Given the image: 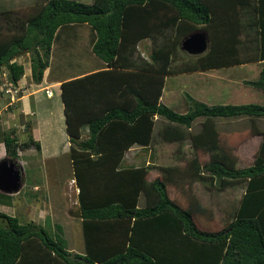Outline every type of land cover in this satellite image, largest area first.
Segmentation results:
<instances>
[{
  "label": "trees",
  "instance_id": "16d2710c",
  "mask_svg": "<svg viewBox=\"0 0 264 264\" xmlns=\"http://www.w3.org/2000/svg\"><path fill=\"white\" fill-rule=\"evenodd\" d=\"M226 3L238 5V10L249 8L254 16L245 25L254 27L257 52L253 58L262 64L256 79L244 83L260 89L264 97V0H44L33 4L21 31H0V68H5L13 87L23 73L14 56L23 50L34 52L30 79L38 83L56 29L64 25L87 24L94 36L90 51L104 65L60 85L78 187L83 252H69L61 226L55 223L51 232L46 228L48 217L43 225L31 220L22 223L0 211V264H264V128L251 163L238 167L237 156L220 139L214 122L264 117V102L207 104L186 95L189 106L183 112L160 102L164 78L172 69L171 55L192 31L207 32L209 47L202 56L188 57L184 66L173 67L179 73L243 60H221L236 56L244 45L243 24L235 11L230 13L232 18L223 14ZM169 29L168 41L150 53L151 61L133 67L129 57L135 45ZM156 120V135L163 142L189 140L194 155L174 166L177 175L186 176L185 183L208 180L216 190L236 184L245 187L222 228L200 225V207L193 196V200L186 197L191 207L169 196L166 186L174 169L157 166L165 177L148 181L143 164H120L131 145L146 149ZM195 120L200 122L193 130ZM83 125L85 137L77 140ZM255 129L252 123L249 132ZM14 137L5 134L2 143L7 156L18 158L20 145ZM28 144L38 149L31 137L22 146ZM197 153L207 154L206 159L200 160ZM141 193L144 204L138 206Z\"/></svg>",
  "mask_w": 264,
  "mask_h": 264
},
{
  "label": "rangeland",
  "instance_id": "374dc122",
  "mask_svg": "<svg viewBox=\"0 0 264 264\" xmlns=\"http://www.w3.org/2000/svg\"><path fill=\"white\" fill-rule=\"evenodd\" d=\"M44 0H0V29L5 33L7 31H18L24 16L28 14L29 10L32 11L34 5ZM83 3H90L92 0H75ZM219 6V5H218ZM231 4H225L223 14L229 15L230 18L234 15H230L232 11H235V18L246 19L253 14L248 11L247 17L245 18L244 9L238 10V5L235 7ZM225 12V13H224ZM232 16V17H231ZM195 31L204 32L202 29ZM192 31V32H195ZM191 32V33H192ZM251 31L248 32V35ZM171 31L165 30L164 33L158 34L153 37H148L140 40L133 48L129 57L133 63V67L141 66L145 62H150V53L166 44L167 38ZM247 34V33H246ZM188 35V34H187ZM186 35V36H187ZM246 36V39H240L245 45L239 49L236 56H224L221 58L222 63L232 61L233 59H243L246 57H253V53L257 50L254 48V39L252 36ZM93 33L87 24H69L61 26L56 29L50 46L49 61L47 80H61L67 75H74L82 73V71L89 70L92 66L102 68L104 65L98 58H96L90 51L92 44ZM183 36L181 39H183ZM181 41V40H180ZM208 43V40H207ZM208 49L205 46V50L197 55H188L180 49L178 44V50L171 55V63L169 68L171 72L165 76L164 86L162 88V94L160 96V102L166 104L177 112L185 111L189 102L185 96L189 95L191 98L210 104V103H229V104H240V103H256L261 104L264 102V97L261 91L252 86L246 85L245 80L255 79L257 76L256 70L258 65L250 66H238L230 65L219 69H203L189 72L179 73V71L173 69L176 66H184V62L188 61V57L202 56ZM248 50L250 51L248 53ZM33 51L23 50L16 54L12 60L23 66V72L25 73L22 81H17L16 92L14 95L5 93L4 90L9 86L7 80V73L4 67L0 68V141L2 142L3 136H15L20 145L17 149L20 152L18 160H21V165L25 169L23 173L26 179V185L24 189L16 194L8 195L0 192V211L10 216H15L20 222H28L31 220L35 224L43 225V219L48 217L49 225L46 226L48 231L53 230L55 223L61 226V233L66 241V248L69 252H82L83 242L80 230L79 220L74 218L71 214L73 209L76 207V191L73 187L72 181V168L68 162V158L60 155L58 159H51L46 163L51 169L42 168L36 163L34 157H38L35 154L27 157L24 155L27 146H22L24 143L29 142L31 135L32 123H36L39 133L45 132V118L43 120L38 119L39 117L31 116L29 113H23L21 110V100L30 98L29 93L34 92L32 89V82H30V57L33 56ZM249 54V55H248ZM252 54V55H250ZM39 55L43 56V53L39 50ZM40 57V58H41ZM11 60V61H12ZM132 81V79H130ZM11 87V83H10ZM51 95L46 97L45 91H40L35 95L39 98L40 105L48 106L54 113L58 112L60 105V95L57 94L58 88H50ZM6 94L8 96H6ZM10 95L13 97L10 99ZM49 95V93H48ZM215 95V96H214ZM8 97V98H7ZM55 101L56 109L53 105L47 102ZM31 108V107H30ZM52 122L57 124L56 116L53 114L50 116ZM44 121V122H42ZM158 121V122H157ZM199 120H195L191 128L196 130L199 126ZM215 126L220 132V139H223L226 144L229 143L232 147L234 154H237V166H247L251 163L255 146L258 141V137L251 135L248 131V122L245 118L241 119H215ZM62 124H64L62 122ZM264 120L258 121L259 128H262ZM159 125V120L155 122V129ZM56 126L54 127V133H57ZM191 129V130H192ZM85 130V127L82 128ZM244 130V131H243ZM82 135L85 136L84 132ZM55 135H53L54 137ZM179 144L166 143L158 139L156 132L154 133V139L151 143V147L141 149L139 146H132L124 154L125 164L134 163H153L154 166L165 165L167 163H181L194 155L188 144V138ZM78 140V139H77ZM31 148L32 146H29ZM5 153V152H4ZM8 158V156L5 154ZM207 157V154H205ZM204 154H198L197 157L200 160H205ZM26 158V160H25ZM57 158V157H56ZM57 160V161H56ZM17 164V163H15ZM43 165V164H41ZM47 169V170H46ZM45 170L47 173H45ZM154 172L158 171L157 168H153ZM153 172V174H154ZM151 174V173H150ZM71 179V180H70ZM37 181L36 197H31L29 193H32V184ZM206 182H191L182 184L181 187L176 188L172 192V196L176 198L178 203L186 206L189 203L186 197L193 200L195 199L196 204L198 202L202 209L198 211V217L202 219V223L205 228L218 229L225 226L229 219V214L232 208L237 204L239 193L241 188L236 186L229 187L224 190H216L215 187L210 186ZM75 185V183H74ZM20 190V189H19ZM237 194V197H235ZM7 197H6V196ZM198 197V199L196 198ZM4 206V207H2ZM69 207V208H68ZM68 213V210H70ZM204 214V215H203Z\"/></svg>",
  "mask_w": 264,
  "mask_h": 264
},
{
  "label": "crops",
  "instance_id": "0c3cea01",
  "mask_svg": "<svg viewBox=\"0 0 264 264\" xmlns=\"http://www.w3.org/2000/svg\"><path fill=\"white\" fill-rule=\"evenodd\" d=\"M33 5V4H32ZM246 7H248V6H246ZM241 10V9H240ZM248 11H249V8H247V9H245L244 10V15H245V18L247 17V15H249L248 14ZM26 16V15H25ZM25 16H24V18H25ZM238 18H239V16H238ZM254 18V16L252 15V17L251 16H249L248 18H247V20L246 19H243L242 21L239 19V21H241V23L243 24V27H242V38L243 39H246V36L248 35V32L249 31H251L250 33H249V35L248 36H252V38L254 39V42H255V40H256V37L253 35L254 34V27H252L251 25H245V23L246 24H248V23H250L251 22V19H253ZM24 21H25V19H24ZM24 21H22V23L24 22ZM197 30V29H196ZM0 31H2L1 29H0ZM18 31H21V28L18 30ZM18 31H16V32H18ZM204 31V30H203ZM15 31H7L6 33H14ZM204 33H206V36H207V32H205L204 31ZM247 33V34H246ZM53 39V38H52ZM207 40H208V43H207V46H208V44H209V39H208V37H207ZM256 43H257V41L255 42V45H253L254 46V48L256 49ZM51 46V45H50ZM244 46H246L245 45V43H244V45L242 46V47H244ZM209 47V46H208ZM247 47V46H246ZM257 50V49H256ZM250 51L248 50V53H249ZM257 52V51H256ZM256 52L255 53H253V57L255 56V54H256ZM49 53H50V50H49ZM92 53V52H91ZM249 55V54H248ZM250 55H252V54H250ZM247 56V55H246ZM246 56H244L243 57V60H241V62L240 63H236V64H233V65H238V66H240V67H242V66H250V65H258L257 66V70H256V73H257V75H258V72L260 71V69H261V64H262V60H254L255 58H251V57H246ZM48 61H49V55H48V60H47V64L44 66V68H43V70H42V73H41V79H40V81L38 82V83H33L32 81H31V79H30V82H32V89H33V91L34 92H32V93H29V95H31V97L29 98H25V99H22L21 100V110H19V111H21V112H23L24 114L25 113H29L31 116H33L34 115V117H39L38 119H41V120H43V117L45 118V122H47V124H46V126H45V132L44 133H39L38 132V128H37V119H36V123L35 124H33L32 123V126H31V135H32V137H31V139L33 140V141H35V142H37L38 143V149H36L32 144H30L29 146H32L31 148H28V146L26 147V149H25V151H27L24 155L26 156V158L27 157H29V156H31V158H33L34 156H32V154H35L36 156H38V157H34V159H35V161H36V163L38 164V165H40V166H43L42 168L44 169V168H48V169H51V167L50 166H47L46 165V163L45 162H47V161H49V160H51V159H58V158H60V157H58L59 155L61 156V157H63V155L65 156V157H67L68 158V162H69V164L71 165V158H70V142H69V139H68V135H67V132H66V127H65V116H64V107H63V104H62V100H61V97L59 98V100H60V105H59V109H58V112L59 113H54V112H52L51 111V109L50 108H48V106H44V104H41L40 105V100L38 101V99L39 98H37V97H35V95H37V93L38 92H40V91H48V92H50V94L49 95H46V97H49L50 95H51V90H50V88H52V87H56V88H58V92H57V94L58 95H60V92H61V90H60V85H61V82H63V81H66V80H71V79H75V78H77V77H80V76H82V75H84V74H87V73H91V72H94V71H96V70H99L100 68H97L96 66L95 67H91L89 70H85V71H82V73H77V74H74V75H67L66 77H64L63 79H61V80H51V79H49V80H47V78H48V75H47V71H48ZM101 62V61H100ZM226 66H230V65H226ZM223 67H225V66H221V67H214V68H210V70H212V69H219V68H223ZM22 68H23V66H22ZM24 71H25V69H23ZM209 70V69H208ZM29 72H30V67H29ZM24 76H25V73L23 72L22 73V75L20 76V78L18 79V81H22L23 79H24ZM30 77V76H29ZM257 77V76H256ZM256 79V78H255ZM253 80V79H252ZM246 85H248V84H246ZM249 86H251V85H249ZM253 87V86H252ZM254 88H256V87H254ZM258 89V88H257ZM260 90V89H259ZM261 91V90H260ZM262 93V92H261ZM61 96V95H60ZM215 96V95H214ZM47 103H49L50 105H53V107L56 109V102L55 101H50V102H47ZM215 103H217V102H215ZM210 104H212V103H210ZM31 107V108H30ZM55 115L56 116V121H57V124H54L53 122H52V119H50V116L51 115ZM237 119H241V118H245L246 120H247V122H248V128L251 126V124L253 123L254 124V126L256 127V129H255V132H253V133H250L251 135H254V136H256V137H258V141H257V143H256V146H255V151L258 149V145H259V141H260V134H259V131L260 130H262L263 128H264V124H263V127L262 128H259V126H258V121L259 120H264V117H259V118H255V119H253V120H250L248 117H236ZM236 118H228L227 120H230V119H236ZM217 119H220V118H217ZM42 122H44V121H42ZM62 122L64 123V124H62ZM198 122H200V121H198ZM57 127L56 128V130H58V132L57 133H54V127ZM159 125H157V128H159L158 127ZM84 127V125L82 126V127H80V132H81V135L79 136V138H78V140H82L85 136H83L82 135V132H84V134H85V130H82V128ZM156 128V129H157ZM154 129H155V126H153V132H152V138H151V141H150V143L147 145V147L146 148H148V147H151V143H152V141H153V139H154V133L157 131V130H155L154 131ZM217 129V128H216ZM244 131V130H243ZM248 131H249V129H248ZM217 132H219L218 131V129H217ZM219 134H220V132H219ZM53 135H55L54 137H53ZM158 137V139L160 140V141H162L160 138H159V136H157ZM163 142V141H162ZM166 143H174V144H177L176 142H166ZM134 145H136V144H134ZM134 145H131L127 150H129L132 146H134ZM73 146L75 147V145L73 144ZM136 146H139V148H141V149H144V147H142V146H140V145H136ZM234 149V148H233ZM232 149V150H233ZM126 150V151H127ZM125 151V152H126ZM254 151V152H255ZM5 151H4V146H3V143L0 141V160L1 161H6V162H12V163H17V164H15V166H18V165H20L21 166V171H22V175H21V179H20V181H21V187H20V190L19 191H21L22 189H24V187H25V185H26V182H25V178H24V175H23V173H25V169L23 168V166L21 165V163H22V161L21 160H18V158H11L10 156H8V158L5 156V153H4ZM125 152H124V154H125ZM236 156H237V154H235ZM20 156V152L18 151V157ZM253 156H254V153H253ZM57 157V158H56ZM26 158H25V160H26ZM124 159V155H123V157H122V159H121V161H120V164L121 165H123V166H133V167H136V166H139V165H144V166H146L147 167V174H146V179L149 181L150 179H152V178H154L155 176H160L161 178H163V177H165V174H164V172H162L157 166H163V167H165V168H172V169H174V166H178V165H181V164H185V162L187 161V159H185L182 163H181V161H179V162H176V163H173L172 164V162L171 163H167V164H165V165H157V166H154L153 165V163L151 162V164L150 163H147V164H144V163H134V164H125L123 161ZM253 159V158H252ZM57 161V160H56ZM237 163V162H236ZM41 164H43V165H41ZM250 164V163H249ZM248 164V165H249ZM152 167L154 168H157L158 169V171H156V172H154L153 170H152ZM71 168H72V166H71ZM178 169V168H177ZM47 170V169H46ZM46 170H45V173H47L46 172ZM71 172H72V181H71V183L73 184V187H74V189H75V191H76V194H77V191H78V187H77V185H76V182H75V179H74V177H73V171L71 170ZM153 172H154V174H153ZM151 173V174H150ZM170 175V178H172V180H171V182H168V184H167V186H166V189H167V192H168V194H169V196L170 197H173L172 195V192H173V190H175L176 188H179V187H181V185L182 184H186L185 183V179L184 178H186V176H179V175H177V171L174 169V170H172V171H170V173H169ZM168 176V175H167ZM71 180V179H70ZM33 182H35L34 184H32V193L30 192L29 193V195L31 196V197H36L37 196V192H36V190H38V188H37V186H36V184H37V181H33ZM193 182H197V181H192L191 182V184L193 183ZM74 183H75V185H74ZM234 186H236V187H238V188H241V192L239 193V197H238V201H239V199H240V197H241V195H242V193H243V191H244V186L242 185V184H236V185H233V186H228V187H226V188H229V187H234ZM225 188V189H226ZM222 190H224V189H222ZM2 193V192H1ZM235 197H237V194H236V196ZM197 199H198V197H196ZM238 201H237V203H238ZM144 204V197H143V195H142V193L139 195V197H138V202H137V205L138 206H142ZM194 206V205H193ZM237 206V204L233 207V208H235ZM2 207H4V206H2ZM200 207V208H199ZM199 210L200 209H202L203 207H201V205H199ZM69 208V207H68ZM70 211H71V209L70 210H68V213H70ZM74 211H78L79 212V209L77 208V201H76V207L73 209V211H72V213L74 212ZM80 214V213H79ZM74 218H76V219H78L79 220V224H80V215H79V217H74ZM200 220V225L201 226H203V225H206L205 223H202V220L201 219H199ZM204 227V226H203ZM80 230H81V228H80ZM83 252V251H82ZM82 252H79V253H82Z\"/></svg>",
  "mask_w": 264,
  "mask_h": 264
},
{
  "label": "water",
  "instance_id": "95a60500",
  "mask_svg": "<svg viewBox=\"0 0 264 264\" xmlns=\"http://www.w3.org/2000/svg\"><path fill=\"white\" fill-rule=\"evenodd\" d=\"M180 49L188 55H197L202 53L207 46L206 33L195 31L189 33L179 42ZM22 175L21 166H15L12 162L0 160V192L8 195L16 194L21 187L20 177ZM73 217H79V212L74 211Z\"/></svg>",
  "mask_w": 264,
  "mask_h": 264
},
{
  "label": "built area",
  "instance_id": "2783aa9c",
  "mask_svg": "<svg viewBox=\"0 0 264 264\" xmlns=\"http://www.w3.org/2000/svg\"><path fill=\"white\" fill-rule=\"evenodd\" d=\"M16 90H18V88L13 87L12 85H11V87H10V83H9V86H7V87L5 88L4 92H5V93H9V94L14 95V93L16 92ZM48 93L50 94V92L45 91V94H46V95H48ZM6 96H8V95L6 94ZM7 98H8V97H7ZM12 98H13V97L10 95V99H11V100H12Z\"/></svg>",
  "mask_w": 264,
  "mask_h": 264
}]
</instances>
